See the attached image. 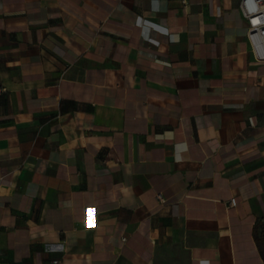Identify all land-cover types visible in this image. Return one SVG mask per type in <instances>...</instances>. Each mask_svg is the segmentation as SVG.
Returning <instances> with one entry per match:
<instances>
[{
  "label": "crops",
  "instance_id": "0c3cea01",
  "mask_svg": "<svg viewBox=\"0 0 264 264\" xmlns=\"http://www.w3.org/2000/svg\"><path fill=\"white\" fill-rule=\"evenodd\" d=\"M240 1L0 0V264H264Z\"/></svg>",
  "mask_w": 264,
  "mask_h": 264
},
{
  "label": "built area",
  "instance_id": "2783aa9c",
  "mask_svg": "<svg viewBox=\"0 0 264 264\" xmlns=\"http://www.w3.org/2000/svg\"><path fill=\"white\" fill-rule=\"evenodd\" d=\"M240 11L247 21V40L252 53L258 62H264V0H241ZM235 203V199L230 201V205Z\"/></svg>",
  "mask_w": 264,
  "mask_h": 264
},
{
  "label": "trees",
  "instance_id": "16d2710c",
  "mask_svg": "<svg viewBox=\"0 0 264 264\" xmlns=\"http://www.w3.org/2000/svg\"><path fill=\"white\" fill-rule=\"evenodd\" d=\"M254 236H255V238L258 240V242H259V244H260V246H261V241L258 239V236H257L256 232H254ZM261 247H262V246H261ZM262 257H263V260H264V250H263V247H262Z\"/></svg>",
  "mask_w": 264,
  "mask_h": 264
}]
</instances>
